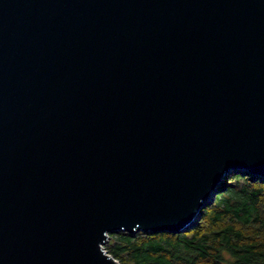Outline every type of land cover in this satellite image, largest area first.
Listing matches in <instances>:
<instances>
[{"label": "water", "instance_id": "water-1", "mask_svg": "<svg viewBox=\"0 0 264 264\" xmlns=\"http://www.w3.org/2000/svg\"><path fill=\"white\" fill-rule=\"evenodd\" d=\"M264 181V0H0V264H121L225 176Z\"/></svg>", "mask_w": 264, "mask_h": 264}, {"label": "trees", "instance_id": "trees-1", "mask_svg": "<svg viewBox=\"0 0 264 264\" xmlns=\"http://www.w3.org/2000/svg\"><path fill=\"white\" fill-rule=\"evenodd\" d=\"M218 189L189 230H118L105 247L121 264H264V181L237 169Z\"/></svg>", "mask_w": 264, "mask_h": 264}, {"label": "rangeland", "instance_id": "rangeland-1", "mask_svg": "<svg viewBox=\"0 0 264 264\" xmlns=\"http://www.w3.org/2000/svg\"><path fill=\"white\" fill-rule=\"evenodd\" d=\"M240 169H247V168H240ZM248 171H250V172H252V173H254L256 176H258V177H260L256 172H253V171H251V170H249V169H247ZM215 200V199H214ZM214 202V201H213ZM202 216V215H201ZM201 219V217L198 219V220H200ZM196 223V222H195ZM190 229V228H189ZM188 229V230H189ZM110 238V237H109ZM109 240V239H108ZM108 240L105 242V246H106V244L108 243ZM106 248V247H105ZM107 249V248H106ZM108 251V250H107ZM109 252V251H108ZM110 253V252H109ZM118 261H120L117 257H115Z\"/></svg>", "mask_w": 264, "mask_h": 264}]
</instances>
